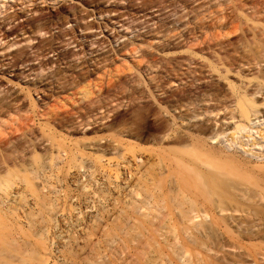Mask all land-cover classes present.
<instances>
[{
  "label": "bare ground",
  "instance_id": "1",
  "mask_svg": "<svg viewBox=\"0 0 264 264\" xmlns=\"http://www.w3.org/2000/svg\"><path fill=\"white\" fill-rule=\"evenodd\" d=\"M122 1L87 0L83 6L94 9L85 17L76 10L64 14L63 9L58 15L64 26L77 23L78 30L84 33L91 29L88 24L82 26V22L110 15ZM30 2L23 0L17 6ZM106 4L110 5L105 9L102 6ZM3 5L0 2V8ZM134 6H140L139 12L156 10L157 17L143 22L155 26L156 43L151 46L145 38L141 39L137 47L145 50L140 60L122 70L129 75L121 77L124 72L118 70L119 75L109 84L100 79L91 80L98 66L109 59L110 51L103 52V42L89 41L85 46L74 36L62 33L50 36V43L41 45L39 39L47 30L42 27L45 22L42 15L27 20L29 34L22 26L21 36L28 34L22 41L9 44L6 40L15 34L5 37L0 34V45L6 44L1 52L21 43L40 42L38 46L4 55L0 59V76L18 79L28 93L33 91L36 96L49 75L55 78V86L50 81L48 84L56 92L78 86L81 87L78 101H87L78 106L76 119L71 118L74 114L62 118L59 108L48 109L51 111L41 115L37 111V124L45 117L38 124L43 129H48L51 122L64 129L68 126L72 133L96 125L103 126L98 130L112 132L118 128L115 134L120 139L115 140L113 151L121 152L119 156L124 161L120 186L113 191L116 198L103 194L96 184L85 185L78 192L70 188H76L81 170L92 167L85 160L83 150L72 148L73 142L69 143L70 149L60 147L61 140L50 139L55 135L52 132L47 133L52 135L47 136L50 139L47 142L59 147L53 151L56 146H52L54 153L49 150L53 154L49 162L28 164L26 157L36 158V155L28 154L31 147L22 139L23 134L29 130L34 133V129L28 127L31 122H22L26 112L22 101L0 86V264H140L137 249L132 247L135 228L121 219L124 208L118 207V203L138 216L144 212L145 205L162 200L179 205L227 199L254 201V204L264 201V124L258 126H262L261 130L254 129L257 122L264 120V0H141ZM171 18L167 25L165 20ZM9 19L6 16L1 21L0 24L6 22L3 29L18 20ZM126 37L109 36L108 42L116 44ZM70 46L72 49L65 51ZM119 47L116 56L128 44L123 42ZM84 48L90 49L88 59ZM49 54L56 57L55 61L45 60ZM61 65L65 74L59 70ZM153 71L155 74L151 75ZM91 90L101 92L104 97L93 102ZM32 104L39 109L34 100ZM108 122L111 123L106 125ZM43 129L41 132H45ZM16 132H22L21 140L29 148L26 151L29 156L23 154L25 149H21L19 137L13 136ZM10 135L13 140L5 141ZM44 137L42 140H46ZM93 142L97 151H101L98 143L102 141ZM142 143L150 147L143 148ZM256 147L259 150L254 152ZM149 163L157 167L154 176L146 172ZM215 202L212 205H218ZM193 213L194 210L184 215L190 224L198 216ZM142 263L157 264L154 251L145 253Z\"/></svg>",
  "mask_w": 264,
  "mask_h": 264
},
{
  "label": "rangeland",
  "instance_id": "2",
  "mask_svg": "<svg viewBox=\"0 0 264 264\" xmlns=\"http://www.w3.org/2000/svg\"><path fill=\"white\" fill-rule=\"evenodd\" d=\"M22 1L23 0H0V2L4 4L0 8V12H4L5 9H8L9 7L12 8L6 13H2V15H0V23L1 21H3V19L6 16L10 17L9 20L18 18L17 21H15L9 27H6L4 29L3 27L6 22L4 24H0V34H4V37L9 36L11 34H15L14 36L7 39L6 43L9 42L10 44L13 41L17 42V41H22L26 39L28 34L31 32V29H29L28 26H25L27 23V20L32 17L35 18L39 15H42V17L45 18L44 19L45 22L43 21L44 24H42V27L45 30L47 27V30L46 31L44 30L46 34L42 33V36L39 39L42 43L41 45L50 43V40H51L50 36L57 35V34L62 35V33H68L70 36H74L78 43L84 44L85 46L87 45L89 41L95 40V41L103 42L104 43L103 52L110 51L109 59L105 63L101 64L103 67L101 65L98 66L96 70L97 73L96 71L93 72L94 76H92L93 78L91 79L93 82L100 79V81L102 80L104 84L112 83L115 80L116 75H119L117 74L118 70L125 71L126 66H129L131 64L135 65L140 60L139 57L142 54V52L144 53V50H145L144 47H141V48L137 47L138 45L141 44L140 42L141 39L145 38L146 43H150L151 46H154L156 43V41H153V38L156 36V33L154 32L155 26L154 27L152 26L153 25L152 22L149 23L148 25H144L143 22L149 21L150 18L157 17L158 14H155V11H156L155 9L144 11V12H139L138 7L140 6L137 7L134 5L135 4L139 5L141 0H138L136 2L135 0H123L122 2L114 6L115 12L111 13L110 15H107V16L103 15V17L101 16V18L99 19L98 17L97 18L91 17V18L86 19L84 22H82L81 25L83 26L85 24H88V27L91 30L86 31L84 33H81L80 30H78L77 23H69L66 26H64L65 23L62 22V20L60 19L58 12L60 11V9H63L65 11L64 14L67 13V15H70L73 12V10H76L78 14L85 17L84 15L89 14L90 11L94 9L93 7L83 6L82 3H84L87 0H31L30 3L23 5L22 7L17 6L21 4ZM129 1H131V3ZM110 4H113V2H111ZM110 4L103 5L102 7L106 9L109 7ZM26 11H28V13L25 16L24 14ZM31 13H34V14H31ZM247 13H251V12L248 11ZM162 15L163 17H165L166 11L165 13L163 12ZM172 19L173 18L169 19L168 21L165 20L166 22L165 21L164 22L167 24L170 21H172ZM22 26H25L24 29L28 32L27 35L21 36L22 32L19 30L22 28ZM12 27H15V28L11 30ZM126 27H128L129 29L125 30ZM16 35H19V37L15 39ZM121 35H126L127 37L125 39L119 40V42L116 44L114 43L111 44L108 42L111 39L109 38V36L113 37V36H121ZM93 36H96V38ZM85 37L89 39L85 40ZM68 38L69 37H67L66 39ZM123 42L124 43L127 42L128 47L126 48V50L121 51L120 55L116 56L114 53L116 50L120 49L119 46ZM131 42H133L134 45H131L130 44ZM146 43H144V45ZM5 45L6 44H3V43L0 45V59L3 58L4 55L11 54L18 49L26 50L28 47L38 46L40 45V42H38V45H37V41L30 43L29 45L21 43V45L18 47H14L6 52H1V49H3ZM72 47L73 46L66 48L65 51L71 50ZM135 48L137 50L134 53L133 50H135ZM27 51L29 52V50ZM89 51L90 49L84 48L83 52H87L88 54L86 59L91 57V55H89ZM94 56L95 54H93L92 57ZM55 58L56 57H52V54H49L45 57V60L53 59L52 61H55ZM1 62L2 61L0 60V63ZM36 63L37 62H34L33 64H36ZM63 68H64L63 65H61V67L59 68V70L63 71L61 73L65 72L64 70H62ZM52 70H54V68H52ZM154 74L155 72L153 71L151 75H154ZM126 75H129V73L124 72L120 76L123 77ZM18 76L19 77L17 78H21V75H18ZM48 76L45 77L46 82L44 81L45 83L43 82V85L38 89L40 91V94L36 96H35L36 93L34 94L33 91L30 92L31 94L28 93L27 87L22 82L21 83L18 82L19 81L18 79L12 78V76H6L5 74L0 76V86H2L4 90L7 89L9 93L11 91L12 92L11 94H14V96H17L18 99H20V101H22L23 103V107L25 109L23 110L26 111L25 113L27 115L23 113L24 115H23L22 122L23 123L25 122L28 124L29 122H31L32 124L30 123L28 127H32V129H34L33 130L34 133L31 130L28 131L29 128L27 129L28 132H32V133H29L30 135H28V132L27 134H23L24 136L21 134L22 132H16V134L14 133L13 135L15 137H19L20 141L22 142L21 149L22 147L23 149H25L23 153L25 154V156H29L31 153L32 154L35 153L36 155L35 156L36 158H33L34 156H31V155L30 156L32 158L30 157V159L26 157L27 158L26 162L28 163L29 161L28 164H32V165H39L42 163L49 162L51 154L54 153L53 152L54 149H56L59 146L64 147L65 149L67 147L71 148V145L74 143L73 144L74 147L72 145V148H75L78 150L81 149L80 151L83 150L84 152L82 153L86 155L85 160L88 162V164L91 165L92 168L90 170H87V169L81 170L80 175L78 177V181L76 182V188H73V187H70V188L78 192L79 189H81L85 185L96 184L100 187L101 192L103 194H105L106 196H111L113 198H116L117 196L115 193H113V191H114V188L120 186V183L122 180L123 165H124L123 164L124 161H122V159H120L121 156H119L121 152L118 153V152L113 151V145L116 144L114 142H117L115 140L120 139L116 137V134H115V130H117L118 128L113 129V132H112V130H106V129L101 130L104 128H100L98 130L99 127H103V126L98 125V128H97V125H96L94 126V128H92L93 126H91L87 128L88 130H85L82 132L78 131L79 133L78 132L72 133L71 128L69 130L68 129L69 127L67 125H66L67 127H65L64 129V127L56 125V122H54L55 125L53 122H51L53 125L50 123V126H48V129L41 128L38 124H42V121L43 119L45 120V117H41V121H40L41 123L37 124V122H39L37 120L38 118L36 119V115L38 113L39 115H41V114H45L44 113L45 111H48V112L51 111L48 109L57 111L59 108L60 112L58 111L59 112L58 114L61 115L62 118L64 116L68 117L74 114V116H72L71 118L76 119V117H78V114H77L79 110L78 106H82L84 105L85 102H87L85 101L81 103L80 101H78L79 95L77 94L79 90L81 89V87H78V86L72 87V88H75L72 90H70L71 89L70 87L69 88L67 87L68 89L66 88L65 89L66 91L58 90L59 92L58 91L56 92L57 89L55 90L53 89V85H49L50 83H53L54 86L56 85L55 82H53L55 78L51 79L50 76L49 77ZM96 77L98 79H96ZM231 79L233 80L234 78H231ZM29 83L30 82H28V84ZM41 91H43V95L45 96V97L42 96L43 98H41V95H42ZM92 91L93 90H91V92ZM93 92H92V97L90 98V100H92L93 102H96L100 98L104 97L103 95H101V92L100 93L94 92V94ZM33 100L34 102H36L39 109H36V107L33 108L32 106ZM62 104L66 106H62L63 107L62 108L61 107ZM110 107H108V109ZM27 111L29 113H27ZM121 112L122 111H119V113ZM24 118L27 119V120L25 119L27 122L24 120ZM50 119L53 121V118H50ZM50 119L49 121H51ZM33 121H34V124H33ZM78 121L79 120H76V122ZM261 122L262 124H264V120L261 119L260 122H257L256 125L254 126L255 130L259 131L262 129V126L258 127L261 124ZM110 123L111 122H108L106 123V125ZM40 129H43L42 131L46 129L45 130L46 133L41 132ZM69 131L70 133H68ZM51 132H52V135L54 134L55 135L52 136L51 134H47ZM41 133L43 135H46V137H44V139L46 140H42L41 137H43V135H41ZM21 135L23 136V139ZM49 135L52 136L53 138H50ZM47 136L50 139L55 138L54 140L56 139L57 141L61 140L64 144L61 141H59L58 142L59 146H58L57 141H56L55 143L57 144V146L56 145L53 146V142L52 143L47 142V141H50V139L49 140L47 139L48 138ZM114 136L116 137V139L114 138ZM8 138L9 140H13L12 136L5 137L4 140L6 141V139ZM24 138L26 139V142H27L25 144H27L29 148L31 147L30 150L28 147L25 146L24 141H22V140H25ZM27 139L28 140L30 139V140L28 141ZM40 139L44 143H42ZM92 139L95 140L96 142L102 141L101 143L97 142L100 146L99 149L101 151H97L98 149L97 147L94 146L95 143L93 142ZM38 141H40V143L42 144H40ZM75 141L78 143V144L76 143L77 147H75ZM70 142L71 143L73 142V143L69 144ZM22 144L24 145L22 146ZM49 144H51V146ZM52 146L53 147L56 146V147L53 148ZM141 146L143 148L150 147V145L144 144V143H142ZM36 147L40 148V150L37 149ZM27 148L30 151V153L28 152ZM51 148H53V151ZM31 149H35V151L34 150L31 151ZM258 150H259L258 147L253 149L254 152ZM26 151L28 152L29 155L26 153ZM16 155L17 154H13V156H16ZM13 156L10 155V157H13ZM253 160L256 161V159H253ZM150 164L151 163H149L146 166V172L148 175L154 176L156 175L154 172L157 171L155 170L157 169V167L154 168V166L156 165H153V164L150 165ZM102 165H104V167H102ZM62 167L64 170H66V166H62ZM227 193H225L224 195H226ZM232 200L230 199H227L226 201L218 200L221 203L218 202L217 200L215 201H217L218 203L213 200V202L220 205L218 209H216L217 207L215 208V206H218V205L216 204L212 205L213 203L212 201L209 204H206L208 202L206 203L196 202L197 203V204L195 203L196 205L193 203H190V204L184 203V204L179 205V203L173 204V202L170 203L171 201L167 202V200H162L156 204H150L147 206L145 205L144 212L142 213V215H138V216H133L130 213V211L124 207L122 203H118V207L124 208L120 215L121 219H125L128 221V223H132L135 228L134 233L136 235V238H135V241L132 247L137 249V252L139 254V259L141 258L140 264H143L142 258L144 254L147 253L148 251H154V254L157 257V264H264V241H263L264 240V206H263L264 201H261V203L260 201L258 202L255 201L257 203L254 204L253 203L254 201L244 202V201L236 200V202L235 201L233 202ZM220 207L221 208L223 207L222 210L220 209ZM193 210H194L193 215L196 213V215L198 216L195 215L197 219L195 220V222H193L194 224L193 223L190 224L186 221L187 218L184 215L188 211L193 212ZM217 211L219 213L215 214L217 213ZM246 228L249 230H247ZM230 231H231V234L229 233ZM226 232L228 233L226 234ZM254 232H255V236L253 235Z\"/></svg>",
  "mask_w": 264,
  "mask_h": 264
}]
</instances>
